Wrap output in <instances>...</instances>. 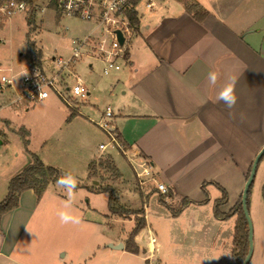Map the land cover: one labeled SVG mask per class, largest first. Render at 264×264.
<instances>
[{"label":"crops","instance_id":"1","mask_svg":"<svg viewBox=\"0 0 264 264\" xmlns=\"http://www.w3.org/2000/svg\"><path fill=\"white\" fill-rule=\"evenodd\" d=\"M231 1L235 3L230 5ZM249 1L254 3L255 10L248 7ZM260 2L225 0L215 4L212 11L203 10L206 16L199 18L189 14L183 6L156 11L147 24L139 19L140 25L137 31L133 30L127 55L120 61L121 71L113 72L117 76L111 88L114 90L118 85L123 88L116 99L117 112L108 106L106 111L111 109L112 117L106 119L104 114V119L98 122L81 114L77 117V112L68 121L61 117L60 122L54 124L56 130L52 131L55 136L72 123L75 132H72V152L80 148V154L72 153V161L63 170L76 178L83 176L90 183L94 182L93 186L98 185L90 176L93 162L100 164L105 159L115 166L113 157L107 153L111 146L128 158L135 184L139 179L137 174L141 173L139 168L148 163L155 182L144 181L143 185L151 184L158 197L161 194L156 182L165 185L170 194L165 200L168 204L188 199L191 201L188 209L208 208L210 214L206 220L213 241L217 247L231 246L235 264L236 217L216 218L215 209L222 191L227 194V203L219 209L224 216L242 199L253 162L264 148V7ZM213 71L218 75L217 83L209 86L208 74ZM9 75L10 70L2 78ZM233 78L236 79L237 103L232 109L234 115H229V110L222 102H216V98ZM16 86L6 88L0 95H13L12 89ZM17 90L13 101L5 107L20 110L25 102L28 110L31 105L20 99L21 88ZM111 97L115 99L112 90ZM4 116V123L0 124L12 130L11 113L7 111ZM105 122L116 139H111L99 126ZM78 126L80 128L76 129ZM19 130L16 126L13 135ZM102 132L108 137L107 143L99 134ZM67 136L69 134L65 136L68 139ZM30 144L31 141L27 147L31 149ZM39 145L43 147L32 154L47 167L61 171L62 164L55 162V156L47 155L45 142L40 141ZM31 161V156L27 155L17 175ZM118 173V179L128 183L119 170ZM80 184L90 188L88 184ZM259 184V196L254 197V193L251 200V194L249 204L256 221L249 264H264V195L261 191L264 183ZM88 188L84 189L90 192ZM4 193L2 191V195ZM66 200L65 190L57 187V183H51L41 198L33 190L22 193L18 207L0 220V264H158L146 210H143L146 228L135 238L139 253L132 254L126 249L132 231L126 234L124 226L129 224L134 229L135 216L125 219L112 215L108 199L104 219H85L89 225L95 224L96 239L72 241V224L62 225L56 216ZM78 209L73 203V211ZM89 211L92 219L100 210L95 207ZM159 213V220L166 216L172 219L169 213ZM181 218L182 215L172 220L178 222ZM121 245L123 249H118ZM179 257L178 260L183 261L187 255ZM189 263L178 261L176 264Z\"/></svg>","mask_w":264,"mask_h":264},{"label":"rangeland","instance_id":"2","mask_svg":"<svg viewBox=\"0 0 264 264\" xmlns=\"http://www.w3.org/2000/svg\"><path fill=\"white\" fill-rule=\"evenodd\" d=\"M153 1L156 4V8H153V11L147 10L145 4H141L138 8V16L143 24H147L150 21V16L156 11L161 12V10L167 8L168 10H172L171 8L181 9L184 6V1H194L202 10L212 11L215 4L219 5L225 0ZM253 1L260 2V0ZM144 2L146 3V1ZM33 3L37 9H41L44 12L29 9L25 13L14 16L10 21L0 23L1 76L3 77L10 70V75L14 78V84L17 85L15 90L11 88L13 95H8L9 93L6 94V97L0 95V123H4L2 117L8 111L12 115V130L18 126L20 130L27 131L29 133V142L31 141L32 144V146L31 144L29 145L31 149L24 147L22 141L25 139L23 135L19 132L13 135L12 130L9 129L10 127L0 124V128H4L0 131V140L3 142V145L0 146V203L3 202L7 195L9 182L18 174L17 172L20 170V167L26 163L27 155L43 147L41 145L38 146L40 141L45 142L47 155L55 156V162L62 164L63 167L60 170L63 173H68L63 168H67V164L72 161V153L73 155L80 154V148H75L72 152V132L75 134L74 129L72 131V123L68 124L62 132L56 133L55 136L52 135L55 127L54 124H58L61 117H64L65 121H68L69 115L73 111L74 113L79 112L76 115L77 117H80L81 114V116L87 119L89 117L95 122H98L100 118L103 120L108 106H111L115 113L117 112L116 99L121 96L123 90L120 85L114 88V90L111 88L117 75L116 73H112L109 76H104L105 63L102 60L84 56L70 71H63L62 80L66 81L67 86L73 87L76 81L72 75L77 76L91 93L85 102L72 101V108L69 109L61 98L52 94L51 99L38 102L28 108V110H26L27 103L25 102H22L20 110H16L14 107H5L13 101L16 96L15 92L18 93L17 88L21 87V80L26 75L25 73L29 74L30 69L36 68L34 65L35 55L41 54V65L38 68L44 72L46 77L51 78L52 74L62 71L54 63V60L63 59L67 61L71 58L74 47L73 43L75 41L78 39L84 40L92 32L98 38L103 36V29H97L94 23L82 22L77 19L61 16L57 11L47 9L45 7L47 0H33ZM229 3L233 5L235 2L231 1ZM260 3H263V8L264 2ZM248 5L249 8L256 9L253 2L249 1ZM91 64L93 65L92 67L90 66ZM70 72L72 73L71 76H69ZM111 90L115 99L111 97ZM79 128L80 126L76 129ZM29 130H33L30 131L31 134ZM67 134H69L67 136L68 139L65 138ZM99 134L106 141L101 140L107 143L108 137L103 132ZM107 153L113 157L116 168L127 179L128 183L121 182L117 178L112 165L105 159L101 160L100 164L96 163L100 169L98 168L97 170V166L94 167L92 178L98 181V185L96 186H99V184L104 186L109 184L116 189L117 205L119 207L135 212L146 210L149 227L155 238L156 255L159 259L158 264H176L178 261L180 263L190 261L191 263L189 264H235L231 257V246L229 247L227 244L224 247H217L218 245L213 241L212 233L209 231L206 220L210 214V211L208 212L207 210L208 208H185L180 214L182 215L181 220L175 222L172 219L176 217H172L167 208L159 202L160 197L153 191L152 186H150L151 184H139V181L143 180H145V183L149 182L147 179H138L135 184L133 181L134 173L130 167L128 158L123 156L114 146H111ZM139 170L142 171L140 168ZM7 180L9 181L7 182ZM76 180L89 186L94 183H90L81 175ZM259 183H264V157L257 167L251 188L252 197L254 193V197L257 198L259 196ZM2 191H5L4 195H2ZM261 191L262 195H264V186ZM90 192L84 189L77 191L76 194L74 193L73 203L79 206L75 214L80 217L82 222L76 225L72 224V241L96 239L95 224L89 225V222L85 221V219L96 221V218H105L109 194L102 193L95 195ZM254 197L251 199L250 195L251 200ZM88 203L90 207L87 206ZM95 207L100 211L98 215L92 212V215L96 216H92L91 219V212L89 210ZM161 211H163L164 215L169 213L168 215L172 219L166 216V218L163 217V220H159V212ZM249 213L254 229L256 221L253 214L251 215L250 210ZM197 222L199 226L195 225ZM132 229V225L126 224L124 226L126 234H129ZM98 239L100 240L101 238L99 237ZM181 254L187 255L186 260H178ZM210 257H214L213 260H210ZM219 260L221 263H219Z\"/></svg>","mask_w":264,"mask_h":264},{"label":"built area","instance_id":"3","mask_svg":"<svg viewBox=\"0 0 264 264\" xmlns=\"http://www.w3.org/2000/svg\"><path fill=\"white\" fill-rule=\"evenodd\" d=\"M141 4H145L149 11L155 7L153 0H47L45 6L47 9H53L61 16L94 23L97 29H103V36L98 38L92 32L84 40L75 41L71 58L67 61L54 60V63L62 71L52 74L51 78L46 77L38 67L30 69V73L24 75L21 80L20 99L27 101L32 106L48 100L52 94H55L67 104L69 109L72 108V101L85 102L90 95L87 87L71 72L69 76H73L76 84L73 87L67 86L66 81L62 80L63 71H70L84 56L102 60L105 63L104 76L121 71L120 61H123L133 37L130 14H138ZM29 9L44 12L37 9L34 3L28 4L26 0H0V23L10 21L14 16L25 13ZM116 31L122 33L125 39L124 46H120ZM1 73L0 69V94H3L6 88L15 84L12 75L5 79L2 78ZM111 117L112 110L107 109L105 118ZM99 126L110 135L111 139H116L108 123L105 122ZM141 169V173L137 174L140 180L147 179L155 182L151 177L148 163H144ZM144 181H141V185L144 184ZM156 188L162 196L169 197V189L165 185L156 182Z\"/></svg>","mask_w":264,"mask_h":264},{"label":"trees","instance_id":"4","mask_svg":"<svg viewBox=\"0 0 264 264\" xmlns=\"http://www.w3.org/2000/svg\"><path fill=\"white\" fill-rule=\"evenodd\" d=\"M28 4L32 5L33 0H26ZM187 1V0H186ZM184 7L186 11L193 15L194 17H204L206 16V13L200 8V6L197 3H194V1H184ZM131 24L134 31H137L139 28V17L137 16V13H131L130 14ZM127 55V51L125 54V57ZM41 54L35 55V67H38L41 65ZM77 112L70 113L68 120H71L73 116H75ZM21 135H23L24 145L25 147L29 144V133L23 129L19 131ZM31 163L28 165L21 174L14 177L8 187V193L6 198L3 200V202L0 203V220L1 218L7 214L8 212L16 209L19 205V199L22 193L28 190H33L38 198H41V196L44 194V192L47 190L48 186L51 183H57V180L64 174L61 171H59L56 168L53 167H47L36 155L31 154ZM264 157V156H263ZM107 161V160H106ZM109 161V160H108ZM110 165H112V169L116 172L117 178L120 177L118 170L113 165L112 161H109ZM94 167H96V163L93 162L90 165V176L93 177L92 174H94ZM249 178V176H248ZM87 189L88 187L78 183V187L75 189V191L79 189ZM252 188V187H251ZM92 193L95 194H102V193H108L109 194V209L112 215L119 216L121 218H130L132 216L136 217V224L134 229L132 230L131 234L128 237L127 240V251L132 254H138L139 249L135 244V238L138 236V234L143 231L146 228V222L143 216L144 211H131L127 209H123L122 207H119L117 205V191L114 189L111 185H101L99 186H90L88 188ZM223 192L222 198L216 203V209H215V216L216 218L220 219H226L231 217H236V228L234 232L233 237V245H234V251L233 256L236 261V264H243L246 256L248 254L249 250V229L248 224L245 219L243 209H242V203L241 200L237 203V205L232 209L230 214L224 216L220 213L219 209L221 206L225 205L227 203V194L225 191ZM250 195H251V189L248 195V208L250 204ZM166 198L160 196L159 202L162 203L167 210L170 212V215L172 217H178L183 212L185 208H187L191 201L188 199L181 200L178 204H168L166 203ZM141 216V217H139Z\"/></svg>","mask_w":264,"mask_h":264},{"label":"clouds","instance_id":"5","mask_svg":"<svg viewBox=\"0 0 264 264\" xmlns=\"http://www.w3.org/2000/svg\"><path fill=\"white\" fill-rule=\"evenodd\" d=\"M217 79H218L217 73L214 71L210 72L208 74V85L215 86L217 83ZM235 84H236V79L235 78L231 79L229 83L225 84L221 88L216 98V102L218 103L222 102L225 105V107L229 110V115H234L232 109L235 108L237 103V96L235 94ZM57 186L63 188L67 195V200L64 202L63 209L57 211L56 213L59 222L62 225L79 224L81 222L80 217L76 215L75 212L73 211L74 191L78 187L76 178L73 177L71 173H64L57 180Z\"/></svg>","mask_w":264,"mask_h":264},{"label":"water","instance_id":"6","mask_svg":"<svg viewBox=\"0 0 264 264\" xmlns=\"http://www.w3.org/2000/svg\"><path fill=\"white\" fill-rule=\"evenodd\" d=\"M115 33L117 35L118 42H119L120 46H124L125 39H124L122 33L120 31H116ZM1 145H2V141L0 140V146ZM263 156H264V148L260 151V153L257 155V157L255 158V160L253 162V165H252V168L250 171V175H249V178L245 184V188H244V191L242 194V199H241L243 213H244L245 219H246L247 224H248V229H249V238H248L249 250H248V254H247L246 259H245L243 264H249L250 260L252 258V254H253L254 229H253V224H252V220H251L249 208H248V195H249L250 189H251L253 182H254V179H255L258 164L261 161V159L263 158ZM113 248L117 249V247H113ZM118 249H123V246L121 245L120 248H118Z\"/></svg>","mask_w":264,"mask_h":264}]
</instances>
